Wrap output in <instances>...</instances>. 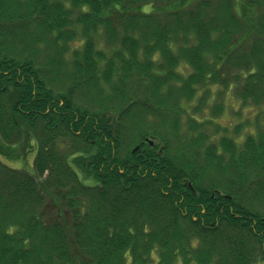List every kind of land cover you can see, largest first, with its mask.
<instances>
[{"label":"trees","instance_id":"trees-1","mask_svg":"<svg viewBox=\"0 0 264 264\" xmlns=\"http://www.w3.org/2000/svg\"><path fill=\"white\" fill-rule=\"evenodd\" d=\"M0 264H264V0H0Z\"/></svg>","mask_w":264,"mask_h":264},{"label":"rangeland","instance_id":"rangeland-1","mask_svg":"<svg viewBox=\"0 0 264 264\" xmlns=\"http://www.w3.org/2000/svg\"><path fill=\"white\" fill-rule=\"evenodd\" d=\"M235 1L238 2L239 0H235ZM216 89H217V87L214 86L213 91H215ZM222 94H221L222 98L218 99V101L220 100L223 103L224 108H223L222 112L216 116L215 120L221 127H225V126L228 127V134L233 136L232 130H233L234 126L239 124V123H244V121L246 120L245 117L247 116L248 109L247 108L242 109L239 107L240 106L239 102L237 99H235V97L233 96L231 91L225 90ZM206 112H208V109H206ZM251 128H252L251 126L246 125V127H244L243 129L250 131ZM213 129L214 128H212L211 131ZM221 133L222 132H220V134ZM33 157H34V151L30 152L26 158L27 160H28V158H30L28 160V162L25 161V163H27L28 166H30V164L32 163ZM15 162L5 160V163H7L10 166L14 165V166H17L20 168H23L25 166L24 165L25 163L22 161H15ZM24 169L28 170V171L31 170L28 168H24Z\"/></svg>","mask_w":264,"mask_h":264},{"label":"water","instance_id":"water-1","mask_svg":"<svg viewBox=\"0 0 264 264\" xmlns=\"http://www.w3.org/2000/svg\"><path fill=\"white\" fill-rule=\"evenodd\" d=\"M135 149V148H134Z\"/></svg>","mask_w":264,"mask_h":264}]
</instances>
